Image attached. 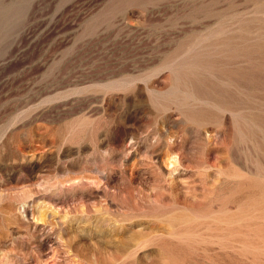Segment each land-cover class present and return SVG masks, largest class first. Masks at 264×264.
<instances>
[{
  "label": "rangeland",
  "instance_id": "1",
  "mask_svg": "<svg viewBox=\"0 0 264 264\" xmlns=\"http://www.w3.org/2000/svg\"><path fill=\"white\" fill-rule=\"evenodd\" d=\"M0 264H264V0H0Z\"/></svg>",
  "mask_w": 264,
  "mask_h": 264
}]
</instances>
